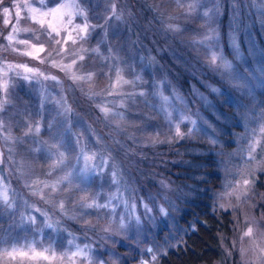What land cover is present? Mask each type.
Segmentation results:
<instances>
[{"label":"rangeland","instance_id":"374dc122","mask_svg":"<svg viewBox=\"0 0 264 264\" xmlns=\"http://www.w3.org/2000/svg\"><path fill=\"white\" fill-rule=\"evenodd\" d=\"M73 2L90 26L83 40L73 30L82 18L69 17L71 8L62 20L44 17L42 27L29 18L32 8L45 11L38 0H0V184L16 193H8L14 208L0 206V264H72L61 257L74 245L89 249L88 260L75 264H159L186 245L197 208L231 214L223 258L213 264H264V0H50L48 6ZM4 7L12 13L8 24ZM49 24L58 37L45 34ZM6 64L38 73L24 80L8 72L5 91ZM157 90L182 98L180 113L196 123L175 120L176 112L173 119L181 133L192 129L190 137H177L162 118ZM82 149L95 154L91 161ZM57 151L64 153L58 167ZM69 173L70 184L51 188ZM109 197L134 205L140 223L119 228L123 203L115 216L81 208ZM29 214L36 216L31 227L21 219ZM48 218L54 229L44 226ZM249 228L251 236L244 235ZM29 246L55 258L34 257ZM11 247L20 251L5 256Z\"/></svg>","mask_w":264,"mask_h":264},{"label":"snow or ice","instance_id":"6c2138e0","mask_svg":"<svg viewBox=\"0 0 264 264\" xmlns=\"http://www.w3.org/2000/svg\"><path fill=\"white\" fill-rule=\"evenodd\" d=\"M49 2H50V0H38V4L42 5L45 8V11L38 13V10L36 8H32V9H30L32 15L29 18L34 20V22L40 24L43 27L44 23H45L44 17H53V18H57V19H61L62 20L63 16L65 15L63 9L71 8V9H73V11L68 12L67 15L69 17H72L74 15H79L82 18V21H83V26L74 25L73 26V30L76 31L79 39H81V40L86 39L87 31H88V28L90 26L87 23L86 12L80 6L79 3H75V2H73L72 4L59 3L58 6L54 4L51 7H49L48 6ZM16 7L19 8V5H17ZM26 7H28V6H26ZM3 13H4L5 17H6L4 23L8 24L10 22V17L12 15L11 10L8 7H4L3 8ZM16 15L19 17V11L16 12ZM203 15L204 16H208V12H204ZM68 23H72V20L69 19ZM172 30L179 31L178 28H173ZM15 31H16V29L13 28V32H15ZM53 33H55V35L57 37L59 36L58 29L56 27L52 26L51 24H49V28H48V30H46L45 34L47 36H49V37H52ZM6 39L9 42H11V41H13L14 36L12 34H9L6 37ZM67 39H73L71 33H68ZM209 39H212V37L211 36H206L205 37V40H209ZM18 42L22 43V44H25V45H28V41L27 40H21V41H18ZM54 42L55 43H60V40L59 39H55ZM66 42H67V40H65V43ZM73 43H75L74 39H73ZM199 43L203 44L204 41H200ZM28 46L31 47L37 53L44 51L43 47L36 48L35 45H28ZM61 51H63V49ZM95 51L98 52L99 50L96 49ZM25 54L32 55V52H28V53H25ZM36 58L38 59L39 57L37 56ZM80 59H83V57H80ZM217 59H218V57L216 56L215 53H213L211 55V61H212L213 66L216 65ZM219 60H220V67L224 68L225 70H228L231 67L230 63L223 56H220ZM42 62L43 61H41V63ZM74 62L75 61H73V63ZM52 63H53V66L60 67L62 70H70L71 69V65L56 64L55 61H53ZM4 67L6 69V71L3 73V75L5 77V83L3 85V88H4L5 91L7 90V87H8V84H7L8 72H12L14 75H20V76H22V78L24 80H30L31 79V77L29 75H27V73H32L33 75H36L38 73V70H34L32 68H29L26 65H10V64H6ZM18 69H22V72L17 71ZM39 75L43 76L42 73H39ZM73 78L74 79H80V77H76L75 75H73ZM88 78L90 79V77H88ZM44 79H53V80H55L56 78L55 77L45 76ZM124 83H127V81H124ZM158 87L159 86H157V88ZM139 95L144 96L145 93L140 92ZM154 96H155V98H157L160 101V104H159V107H158L159 113L162 115V118L166 121V123L170 127H174L175 128V135L177 137H180V138H183L184 135H187V136L190 137L192 135V129L190 128L187 133H181L179 124L175 123L174 119H173V112H176L177 115L175 117V120H179L180 122L187 121L188 124H191V125H195V123H196L194 120L191 119L190 116H187L185 114H181L180 113V108H179V104L177 103V101H181L182 98L176 96L175 94H172L171 96H166V95H163L158 90L154 92ZM7 103H8V100L5 99L4 100V104H7ZM122 106L123 105L121 104V107ZM169 109H171L172 111H170ZM101 110L106 115L108 114V109L107 108H103ZM2 111H3V108H2V106H0V112H2ZM68 111H69V109H65L63 114L67 115ZM48 127L51 128V125H49ZM36 131L38 132L39 129L37 128ZM205 134H209V133L206 132ZM212 135H214V133H212ZM257 143L258 142L254 140L253 144L250 145V149H249L250 153L255 151ZM53 147H55V145H53ZM81 153L83 155V158L86 161H91L93 159V156L95 155L93 153V156H88L84 152L83 149L81 150ZM55 158L58 161L57 165H55V166L58 167L60 165H63V163H64V153L63 152L57 151L56 154H55ZM70 175H71V173L61 177L60 180L57 181V183L51 185V188L53 190H55L58 187V185L60 183H63L64 181H68V183L70 184L71 183V181L69 180V176ZM112 175L115 176L116 173L113 172ZM247 183H248V181L245 180L244 184H247ZM45 186L47 187L48 185H45ZM84 190L85 189H81V191H84ZM9 191H12L13 196L16 195L14 190H10L9 189L8 185L0 184V206L7 205L9 208H14L15 207V201L9 199V197H8ZM113 200H118L120 202H118L116 204H113L112 203ZM121 203L124 204V206L127 209V211L125 212L124 215H120L117 218L119 228L121 230H123L125 228L130 227V226L134 227V226L138 225L140 223V217L133 212L134 205H129V204H127V202L121 201L119 197H109L107 199V202H105V203H100L97 200H93L91 203H82L81 204V208H84V209H101V208H103V209H107L108 210V213H109L110 216H115L116 215V208L120 207ZM60 207H61V209H63V203L62 202L60 204ZM220 207H223V205H220ZM144 208H145V212L146 213H150L151 212V209L148 208L147 205H144ZM35 211L37 213L40 212L39 209H35ZM159 211H160V213L162 215L166 216L168 214L167 210L164 209L163 207H160ZM40 214H41V216L45 215L44 213H40ZM126 217L128 218V222H126ZM21 219H22L23 223L29 225L30 227L35 225V223H36V216L35 215L29 214L27 216H22ZM44 226H46L47 228H50V229H54V227H55L50 218H48V219H46L44 221ZM108 230H109L108 228L104 229V231H108ZM251 234H252V229L251 228H249L244 233V235H246V236H251ZM73 247L75 248V251H73L71 253V255H69L68 253H64L63 256L61 257V259L67 258L69 261L72 262V264H75V258H78V257H82L85 260H88V251H89V249L87 248V246H85L84 248H81L79 245H74ZM3 251L5 253V256H12L14 253H17L20 250L18 248H16V247H11V250H9L8 248H5V249H3ZM29 251L33 252L34 257H40V258H42L44 260H49V259L55 258V253L54 252L52 253L51 257H49L48 255H44V253L48 252L49 249H44V252L37 253V252H35V249L33 247L29 246ZM147 251L152 252V249L149 248ZM21 254L23 255L24 253H21ZM151 259L152 260L156 259L155 254H153ZM142 264H146V262H142Z\"/></svg>","mask_w":264,"mask_h":264},{"label":"trees","instance_id":"16d2710c","mask_svg":"<svg viewBox=\"0 0 264 264\" xmlns=\"http://www.w3.org/2000/svg\"><path fill=\"white\" fill-rule=\"evenodd\" d=\"M217 181L214 178L212 183L217 186ZM194 215L196 229L187 236L186 245L170 250L162 256L159 264H213L223 258L222 238L231 233L230 212L197 208ZM185 222L188 220L185 219Z\"/></svg>","mask_w":264,"mask_h":264}]
</instances>
